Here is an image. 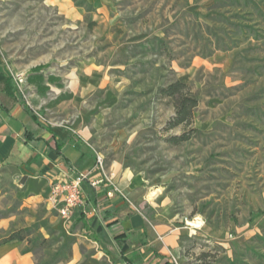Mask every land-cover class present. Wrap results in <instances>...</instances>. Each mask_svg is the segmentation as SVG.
<instances>
[{
	"label": "rangeland",
	"instance_id": "obj_1",
	"mask_svg": "<svg viewBox=\"0 0 264 264\" xmlns=\"http://www.w3.org/2000/svg\"><path fill=\"white\" fill-rule=\"evenodd\" d=\"M0 52L37 118L80 134L179 232L180 264H264V0H0ZM185 76L199 105L170 128L160 91ZM25 232L45 256L63 236Z\"/></svg>",
	"mask_w": 264,
	"mask_h": 264
},
{
	"label": "crops",
	"instance_id": "obj_2",
	"mask_svg": "<svg viewBox=\"0 0 264 264\" xmlns=\"http://www.w3.org/2000/svg\"><path fill=\"white\" fill-rule=\"evenodd\" d=\"M15 75L0 52V180L3 186L15 185L11 196L20 203L7 204L9 191L0 192V240L36 224L44 238L51 228L63 236L51 256L32 249L28 237L2 244L0 264H174L180 257L179 232L149 216L142 200L130 201L133 181L127 173L113 174L124 191L113 198L107 197V188L95 189L84 181L86 204L68 227L63 226L65 221L49 201L51 186L73 169L92 172L90 181L100 178L97 156L69 127H49L39 120L19 95Z\"/></svg>",
	"mask_w": 264,
	"mask_h": 264
},
{
	"label": "built area",
	"instance_id": "obj_3",
	"mask_svg": "<svg viewBox=\"0 0 264 264\" xmlns=\"http://www.w3.org/2000/svg\"><path fill=\"white\" fill-rule=\"evenodd\" d=\"M14 81L18 91L25 95L24 88L27 84L25 76L16 74ZM95 170L100 171L101 177L94 181H90L92 172H75L73 169L71 175H65L51 186L49 201L65 222L72 220L75 212L86 204L82 190L84 181H89L95 189L107 188L108 198L123 195L120 188L105 173L104 161L99 155L96 158ZM173 263L180 264L178 259H174Z\"/></svg>",
	"mask_w": 264,
	"mask_h": 264
},
{
	"label": "trees",
	"instance_id": "obj_4",
	"mask_svg": "<svg viewBox=\"0 0 264 264\" xmlns=\"http://www.w3.org/2000/svg\"><path fill=\"white\" fill-rule=\"evenodd\" d=\"M162 98L170 99L174 109L175 116L170 124V128H176L179 126H191L194 121V113L199 105L197 97L193 94L189 86V78L185 76L178 81L164 87L160 91ZM199 130L192 129L191 132H184L180 136H175L169 141L175 145L190 141L193 138V134ZM25 230H19L8 237L0 240V245L13 241H22L26 239Z\"/></svg>",
	"mask_w": 264,
	"mask_h": 264
},
{
	"label": "bare ground",
	"instance_id": "obj_5",
	"mask_svg": "<svg viewBox=\"0 0 264 264\" xmlns=\"http://www.w3.org/2000/svg\"><path fill=\"white\" fill-rule=\"evenodd\" d=\"M154 198H155V194L152 193L149 195L150 200H154ZM188 225L190 227H192L193 229H200L203 224H202V222H199V221H190V222H188Z\"/></svg>",
	"mask_w": 264,
	"mask_h": 264
}]
</instances>
